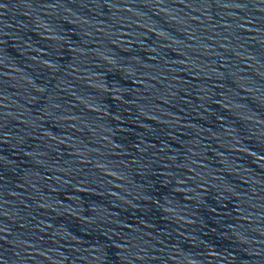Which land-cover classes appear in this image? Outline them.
<instances>
[{"label": "water", "instance_id": "95a60500", "mask_svg": "<svg viewBox=\"0 0 264 264\" xmlns=\"http://www.w3.org/2000/svg\"><path fill=\"white\" fill-rule=\"evenodd\" d=\"M0 264H264V0H0Z\"/></svg>", "mask_w": 264, "mask_h": 264}]
</instances>
